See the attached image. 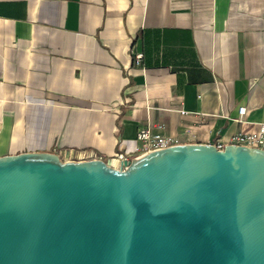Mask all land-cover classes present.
<instances>
[{"label":"crops","instance_id":"obj_1","mask_svg":"<svg viewBox=\"0 0 264 264\" xmlns=\"http://www.w3.org/2000/svg\"><path fill=\"white\" fill-rule=\"evenodd\" d=\"M260 122L264 0H0V156L115 165L149 123L228 144Z\"/></svg>","mask_w":264,"mask_h":264},{"label":"water","instance_id":"obj_2","mask_svg":"<svg viewBox=\"0 0 264 264\" xmlns=\"http://www.w3.org/2000/svg\"><path fill=\"white\" fill-rule=\"evenodd\" d=\"M0 264H264V148L0 156Z\"/></svg>","mask_w":264,"mask_h":264},{"label":"built area","instance_id":"obj_3","mask_svg":"<svg viewBox=\"0 0 264 264\" xmlns=\"http://www.w3.org/2000/svg\"><path fill=\"white\" fill-rule=\"evenodd\" d=\"M143 58V53H135V63L141 64ZM246 108H241L240 113L244 114ZM165 126L162 123H149L147 126L140 128L137 133V145L133 153H118L115 158L119 160L118 164H112L115 167H118L123 164L125 160H131L134 157L149 153L150 151L164 149L165 147L178 144L176 137L167 134L164 132ZM229 143L247 145L250 147L264 148V122H260V125L257 129L249 132H239L231 136ZM228 143V144H229ZM218 148L223 149L225 143L216 144ZM89 154L79 156L77 160H86ZM72 159V158H70ZM76 160V159H75Z\"/></svg>","mask_w":264,"mask_h":264}]
</instances>
